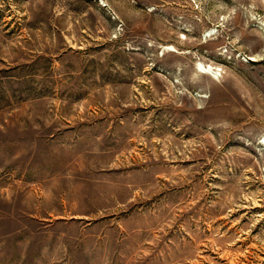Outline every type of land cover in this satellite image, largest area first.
Returning a JSON list of instances; mask_svg holds the SVG:
<instances>
[{"label": "rangeland", "instance_id": "obj_1", "mask_svg": "<svg viewBox=\"0 0 264 264\" xmlns=\"http://www.w3.org/2000/svg\"><path fill=\"white\" fill-rule=\"evenodd\" d=\"M0 264H264V0H0Z\"/></svg>", "mask_w": 264, "mask_h": 264}, {"label": "bare ground", "instance_id": "obj_2", "mask_svg": "<svg viewBox=\"0 0 264 264\" xmlns=\"http://www.w3.org/2000/svg\"><path fill=\"white\" fill-rule=\"evenodd\" d=\"M210 34H211V32H210ZM197 65H198V67H201L203 70H206V68H208V69L212 68L210 64L209 65H205V64H202V63L198 62Z\"/></svg>", "mask_w": 264, "mask_h": 264}]
</instances>
